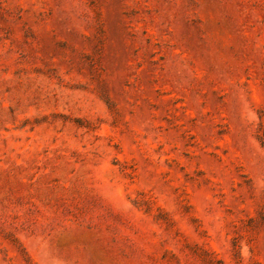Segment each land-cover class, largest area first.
<instances>
[{"label": "rangeland", "instance_id": "374dc122", "mask_svg": "<svg viewBox=\"0 0 264 264\" xmlns=\"http://www.w3.org/2000/svg\"><path fill=\"white\" fill-rule=\"evenodd\" d=\"M0 264H264V0H0Z\"/></svg>", "mask_w": 264, "mask_h": 264}]
</instances>
